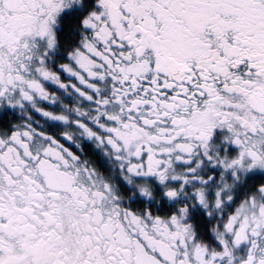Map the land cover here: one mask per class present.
<instances>
[{
    "label": "snow or ice",
    "instance_id": "1",
    "mask_svg": "<svg viewBox=\"0 0 264 264\" xmlns=\"http://www.w3.org/2000/svg\"><path fill=\"white\" fill-rule=\"evenodd\" d=\"M0 264H264V0H0Z\"/></svg>",
    "mask_w": 264,
    "mask_h": 264
}]
</instances>
